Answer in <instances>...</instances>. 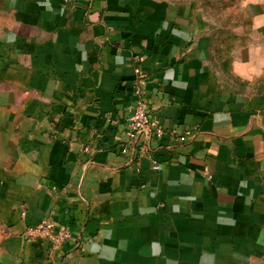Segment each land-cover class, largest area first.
<instances>
[{"label": "crops", "instance_id": "0c3cea01", "mask_svg": "<svg viewBox=\"0 0 264 264\" xmlns=\"http://www.w3.org/2000/svg\"><path fill=\"white\" fill-rule=\"evenodd\" d=\"M260 45L264 0H0V264L262 256ZM137 77L161 138L128 126Z\"/></svg>", "mask_w": 264, "mask_h": 264}, {"label": "built area", "instance_id": "2783aa9c", "mask_svg": "<svg viewBox=\"0 0 264 264\" xmlns=\"http://www.w3.org/2000/svg\"><path fill=\"white\" fill-rule=\"evenodd\" d=\"M74 1L75 0H63L66 4H72ZM146 84V80L141 77H137L132 83L133 104L127 117V123L136 137L154 135L161 138L165 134V130L160 123L152 119L150 115L149 104L145 93ZM185 139L186 137L182 138V140ZM143 149L152 159L154 168L158 169L160 166L159 162L153 157L149 146L146 145ZM89 150L88 147L85 148V151L88 152ZM26 238L32 241L40 238H47L54 248H59L68 240L72 239L73 234L67 226L45 220L35 227H30L26 232Z\"/></svg>", "mask_w": 264, "mask_h": 264}, {"label": "rangeland", "instance_id": "374dc122", "mask_svg": "<svg viewBox=\"0 0 264 264\" xmlns=\"http://www.w3.org/2000/svg\"><path fill=\"white\" fill-rule=\"evenodd\" d=\"M238 1H240V0H206V3L216 4V5L223 4L224 6H227V5L236 4V3H238ZM213 14H215V13H213ZM210 15H212V13H210ZM219 15H220V13H219ZM221 15H224L223 16V18H224L223 22L224 23H228V24L232 23V20H231L232 17H233V13L232 12L225 11L224 13H221ZM227 31H229V34H230L232 29L228 28ZM223 46L226 47V45H223ZM260 46H262V49H264V45H260ZM262 56H264V55H262ZM260 57H261V55H260V53H258L257 54L258 66L262 64V62H260ZM263 71H264V68H263ZM261 76H263V75H261ZM248 264H264V253H263L262 256L258 257L257 259H254V260L250 261V263H248Z\"/></svg>", "mask_w": 264, "mask_h": 264}]
</instances>
